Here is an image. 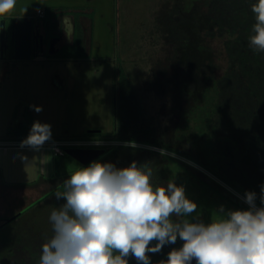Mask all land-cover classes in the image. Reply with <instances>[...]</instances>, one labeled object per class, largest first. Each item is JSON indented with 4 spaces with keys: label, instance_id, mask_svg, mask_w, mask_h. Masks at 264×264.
<instances>
[{
    "label": "rangeland",
    "instance_id": "1",
    "mask_svg": "<svg viewBox=\"0 0 264 264\" xmlns=\"http://www.w3.org/2000/svg\"><path fill=\"white\" fill-rule=\"evenodd\" d=\"M47 1L52 6H44L46 0H16L13 11L20 9L40 15L37 11L40 7L44 15L53 7L72 12L77 18L85 16L93 23L90 39L83 40L78 30L75 43L61 48L62 53H77L74 57H63L60 52L51 54L48 46L45 54L30 59L0 58V141H24L36 121L51 126V139L39 151L22 147V144L3 151L5 182H34V185L0 187V215H14L36 199L44 188L50 189L79 167H87L65 153L64 147L55 154L51 146L54 142L81 144L94 140L107 143L104 147L122 143L105 137L86 138L92 129L100 130L102 136L114 131L118 78L122 69L133 85L138 102L145 108L148 120L156 127L159 140L177 143L173 153L151 148L181 160L173 164L167 162L160 179L164 185L172 180L177 186H183L186 197L198 205L197 211L186 218L208 223L218 218L221 207L225 211L247 209L244 197L248 191L243 183L227 177L223 169L227 158L216 149L218 137L215 138L212 128L216 101L214 85L206 86L200 96H189L179 105L176 93L161 82L165 78L162 72H167L165 68L175 69L181 65V60L189 62L192 79L187 83L190 87H196L193 77L197 72H204V78L209 73L214 77L229 65L223 39L204 31L198 39L202 45H196L191 53L178 47L184 35L183 11L187 10L189 15L191 9L197 10L198 4L205 11V0ZM13 16L10 13L0 19L7 18L10 25ZM85 22L88 26L89 20ZM201 61L208 65L203 68ZM172 76L166 80L168 85L174 86ZM203 80V83L209 82ZM160 86L166 88L164 93L157 92ZM179 93L182 94V90H178V96ZM34 106L42 107V111L36 112ZM128 152L119 151L105 163L110 162L117 168L128 167L131 164L127 160ZM13 161L19 162L20 170L15 165L8 168V162ZM36 214L32 207L0 231L2 250L13 247L14 238L20 235L19 239L33 236L31 232L35 230H29L27 223L34 227ZM4 238H13V242L8 239L6 242Z\"/></svg>",
    "mask_w": 264,
    "mask_h": 264
},
{
    "label": "clouds",
    "instance_id": "2",
    "mask_svg": "<svg viewBox=\"0 0 264 264\" xmlns=\"http://www.w3.org/2000/svg\"><path fill=\"white\" fill-rule=\"evenodd\" d=\"M15 5L16 0H0V17ZM251 11L249 47L264 52V0H256ZM50 139L51 126L36 121L21 146L39 151ZM152 176L151 163L136 161L124 168L94 161L71 173L64 191L56 193L65 203L50 214L53 234L42 244L38 264H128L129 256L151 264L149 253L178 238L182 246L160 264H192L193 259L196 264H264V206L257 207L255 192L245 193L247 209L221 207L218 218L205 223L186 218L198 205L183 186L172 180L154 185ZM260 202L264 205V185Z\"/></svg>",
    "mask_w": 264,
    "mask_h": 264
},
{
    "label": "trees",
    "instance_id": "3",
    "mask_svg": "<svg viewBox=\"0 0 264 264\" xmlns=\"http://www.w3.org/2000/svg\"><path fill=\"white\" fill-rule=\"evenodd\" d=\"M255 2L256 0H205L207 8L205 11L201 10L200 4L197 5V10H195L196 8L191 9L192 13L189 15L187 10L183 11L184 35L178 47H184L183 51L188 49L191 53V49L196 45H202L198 39L204 31L207 35L223 39L229 65L222 74L214 77L209 73L204 78V72H197L198 75L193 77L196 87H190L191 85L187 83L190 78L189 62L181 60V65L177 68H165L167 72L162 70L165 78L161 82L165 87L171 89V92L176 93L179 105L188 100L189 96H200L206 86L209 88L214 85L216 101L212 128L213 135L215 138L218 137L217 152L227 158V162L223 165L224 172L227 177L243 183L242 186L248 192H255L256 205L261 207L264 206L260 202L261 186L264 185V52H256L249 47V37L253 34L252 26L255 23L251 5ZM49 10V14H52L53 7ZM60 51L61 49L55 55H58ZM60 54L63 57L78 55L68 51L60 52ZM201 64H203V68L208 65L203 61ZM171 74H173L171 79L174 81V86L168 85L166 80ZM203 79L209 81L206 82L207 85L205 82L203 83ZM118 81V106L114 131L104 136L100 135V132H89L91 134L86 138L105 137L122 143L107 146V153L95 161L105 163L119 151H129L126 154L127 160L131 163L133 161H136L138 165L146 162L151 163L152 169L157 173L156 178L154 175L152 176V182L154 185H160L162 180L159 177V171L167 162L173 164V162L178 163L181 160L151 147L163 148L173 153L177 143L172 144L159 140L156 127L148 120L145 108L138 102L133 85L123 69L120 70ZM203 85L204 87H202ZM164 86H160L157 92L164 93L166 89ZM178 90H182V94L179 93V96L177 95ZM129 143H139L150 147H133ZM68 178L69 176H66L61 185L46 195L49 198H44L41 204L39 203L40 207L36 208L38 204L36 202L23 211L24 213L35 207V214H38L35 215L34 227L31 226V223H27L30 226L27 228L29 230L34 228L35 232L32 230L33 236L30 238L25 236L23 239H19L20 235L19 238H14V242L13 238H4L6 242L7 239L8 242H13L15 248H3L2 250L0 247V264H38L42 244L53 234L49 220L50 214L65 203L63 198L59 200L56 198V193L64 191L63 182ZM4 185L27 187L34 185V182L9 184L5 182ZM177 219V217H173V220ZM3 228L5 226L0 225V231ZM155 243L156 241H153L150 246H154ZM182 244L183 241L178 238L175 244H166L160 252L149 253L151 264L164 259L168 252L167 245L181 247ZM29 250L30 252H28ZM127 259L128 264H139L132 256Z\"/></svg>",
    "mask_w": 264,
    "mask_h": 264
},
{
    "label": "water",
    "instance_id": "4",
    "mask_svg": "<svg viewBox=\"0 0 264 264\" xmlns=\"http://www.w3.org/2000/svg\"><path fill=\"white\" fill-rule=\"evenodd\" d=\"M13 40L12 59H30L33 57L35 50L39 48L44 52V35L35 29V18L33 16L18 15L10 18V27L7 26V18L0 21V58H7V51L10 47L9 35ZM55 39L49 43V52L54 54L58 51ZM100 130H89V132H99ZM107 148L104 146H65L63 151L75 158L82 165H88L106 153ZM8 218L7 220H11ZM176 247H171L170 250ZM178 249V248H177ZM163 260H167V257ZM156 261L154 264H160ZM193 259L192 264H195Z\"/></svg>",
    "mask_w": 264,
    "mask_h": 264
},
{
    "label": "crops",
    "instance_id": "5",
    "mask_svg": "<svg viewBox=\"0 0 264 264\" xmlns=\"http://www.w3.org/2000/svg\"><path fill=\"white\" fill-rule=\"evenodd\" d=\"M44 6L48 7V6H52V4L50 3V1L46 0ZM38 9H40V7ZM19 10L17 9L15 11L16 13L12 11L11 14H14L15 16L26 15V14L32 15L35 18V21L40 25L43 31L48 34V36L58 37L57 39H55L56 41L55 46L56 48H58V51L65 45H72L75 43L78 30H80V36L83 38V40L88 42V40L90 39V34H91L90 32H91L93 23L91 19L85 16L79 15L77 18V16L73 14L72 12L59 10L57 8H53L52 14L45 13L44 15H41L43 14L44 11H42V13H39L40 15H35V13H24V11H19ZM68 18L71 21V26L69 27H67V21H69ZM85 20H89L88 26ZM84 24L86 25V27H84ZM47 48L48 47L46 46L45 52ZM45 52L40 53V54H45ZM40 54L35 52L33 56H37ZM11 140L12 141H0V169L2 171V176L0 177V187L1 188L2 187L8 188L7 185H4L5 183L4 174L6 173L5 172L6 163H3L2 161L3 160L2 153L3 151H7L9 147L17 148L18 146L15 144H22L21 140H16V141L14 139H11ZM14 165L19 168L17 170H20L21 166L19 165V162L18 163L17 162L14 163V161L8 162V168H11V167L13 168L15 167ZM6 183H9V182H6ZM0 217H2V215H0Z\"/></svg>",
    "mask_w": 264,
    "mask_h": 264
},
{
    "label": "flooded vegetation",
    "instance_id": "6",
    "mask_svg": "<svg viewBox=\"0 0 264 264\" xmlns=\"http://www.w3.org/2000/svg\"><path fill=\"white\" fill-rule=\"evenodd\" d=\"M7 26L8 27H10V25H8V21H7ZM84 27H86V25L84 24ZM35 29H38L43 35H44V52H45V47L47 46H49V43H50V41L51 40H53V39H57L58 37H56V36H48V34L47 33H45L44 31H43V29L40 27V25L35 21ZM86 31V30H85ZM9 44H10V47H9V49H8V51H7V58L6 59H8V58H11V54H12V44H13V40H12V37H11V33H10V35H9ZM35 52L36 53H38V54H40L41 52H40V50H39V48L38 49H36L35 50ZM70 146H77V145H70ZM62 147H65V146H62ZM153 170V175L155 176H157V173H156V170H154V169H152ZM159 171V170H158ZM160 172L161 171H159V177H160ZM156 176H155V178H156ZM59 185H61V182L59 183V184H57V185H55L54 187H52V188H50V189H45L44 188V191L36 198V199H34V200H32V201H30L29 203H27L25 206H23L18 212H16L14 215H12V216H2V217H0V225H4L5 227L7 226V225H9L10 223H12L13 222V220L14 219H16L21 213H23V211L26 209V208H28V207H30V206H32L33 204H35L36 202H38V204L39 203H41L43 200H44V198L46 199V198H49V196L48 197H46V195L47 194H49V193H51L57 186H59ZM160 185H164L163 184V182L161 181V184ZM12 217V219L11 220H7L8 218H11ZM167 247V249H168V252H167V254L171 251L170 250V248L171 247H176V248H180V247H177V246H169V245H167L166 246ZM167 254L165 255V257H164V259L167 257ZM163 260V259H162Z\"/></svg>",
    "mask_w": 264,
    "mask_h": 264
},
{
    "label": "built area",
    "instance_id": "7",
    "mask_svg": "<svg viewBox=\"0 0 264 264\" xmlns=\"http://www.w3.org/2000/svg\"><path fill=\"white\" fill-rule=\"evenodd\" d=\"M42 11L43 10H41V9H38V12L39 13H42ZM107 143H104V142H98V141H92V142H82L81 144H65V143H63V142H61V141H56V142H54V144L53 145H51V146H53L54 147V152H55V154L56 153H59V151H60V147L62 148V146H70V145H77V146H103V145H106Z\"/></svg>",
    "mask_w": 264,
    "mask_h": 264
}]
</instances>
